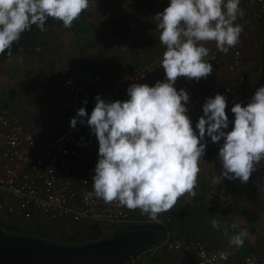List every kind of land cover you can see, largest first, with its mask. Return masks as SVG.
Instances as JSON below:
<instances>
[{
  "label": "clouds",
  "instance_id": "1",
  "mask_svg": "<svg viewBox=\"0 0 264 264\" xmlns=\"http://www.w3.org/2000/svg\"><path fill=\"white\" fill-rule=\"evenodd\" d=\"M239 5L240 0H170L154 16L166 49L160 65L164 81L153 86L134 82L124 101L109 102L97 95L90 116L84 107L77 110L70 125L75 128L78 118L86 122L99 145L89 196L139 209L151 222L162 223L160 214L171 211L180 197L196 195L205 135L213 143L223 138L219 176L244 184L250 180L264 161V86L246 105L232 106L230 131H225L229 126L225 96L207 98L195 126L199 135L187 115L188 92L174 87L180 77L198 82L212 73V64L204 59L210 51L205 44L215 42L217 50L227 54L239 43L243 25L236 21L244 15ZM89 7L90 0H0V54L10 58L13 44L33 25L45 31L51 18L70 28ZM211 224L219 227L216 219ZM246 236L241 230L229 242L242 247ZM219 258L226 260L227 253L220 252Z\"/></svg>",
  "mask_w": 264,
  "mask_h": 264
},
{
  "label": "crops",
  "instance_id": "2",
  "mask_svg": "<svg viewBox=\"0 0 264 264\" xmlns=\"http://www.w3.org/2000/svg\"><path fill=\"white\" fill-rule=\"evenodd\" d=\"M122 1L127 5L130 3L133 10L131 9L129 12L124 10L126 13L113 14V17L111 16L112 18L109 19L108 9L114 1L90 0V11L97 10L99 12L94 14L99 23H102L99 26L93 25L91 22L93 18L89 19V13L81 15L70 28H65L59 20L52 19V21L49 18L44 25L45 31H40L37 27L39 39L36 40L33 47L26 50L21 48L17 53L11 54L10 58L8 56L0 58V87L2 88L9 83V85L12 84V88L2 89L3 93H7V95L3 97L6 102L0 105V108H8L9 113L5 116L4 121L0 120V130H9L8 124L13 123L14 120L22 122L27 129H37L40 139L46 134L53 136L64 129L62 124L58 122L49 123L52 116L69 115L70 111L68 101L60 96L62 78L50 80L40 77L42 73L48 70L66 63H79L105 75L108 84H118L120 78L130 73L135 66L149 63L157 54L166 50L159 41L160 33L156 28L157 22L154 18L157 12L153 6L144 0ZM152 1L158 4L162 0ZM104 12L107 14L104 15ZM253 21L257 27L249 29V27L243 26L240 41L236 45L242 49L244 54L245 62L241 71L250 79L248 83L238 84L237 74L229 68L232 56L231 48L227 54L220 53L219 62L212 66L213 71L207 77L209 79L219 78L230 84H235L236 89L244 99L243 102L226 99L225 111L229 118V129H225V131H230L233 127L232 106L235 103L246 105L256 90L264 86V20L253 19ZM94 22L97 21L94 20ZM49 35L54 37L52 47H48L49 43L46 44L44 41ZM68 36L70 39H67ZM256 43L258 46H255ZM214 46L215 42H212L206 47L210 50ZM54 61L57 63L52 66ZM10 68L11 71H9ZM16 69H19V73L23 75L21 79L11 83V73H15ZM147 81L152 82L151 78ZM153 83L155 84L152 82L150 85L153 86ZM128 86L129 84H127L121 101L128 99ZM189 88V100L192 103H200L206 92L205 89L200 88L196 81H190ZM96 95L97 88L87 85L84 97V101L86 100L87 103L85 104L83 101V107L86 111L90 110V103ZM186 107L193 129L199 135V130L195 126L203 115V110H191L189 102H187ZM201 142L206 143V150L199 162L200 172L195 188L196 195L194 197L188 194L182 196L192 197L195 200H193L192 205H188L186 201H177L172 210L167 211L173 220L172 232L176 236L200 240L208 248L215 249L219 253H227V259H221L219 264H236L240 256L253 252L255 245L257 249L254 252L264 258V243L258 248L259 245L256 240L250 238L249 229H246L249 235L246 238L247 241L244 239L243 246L236 247L230 244V238H226V229L222 226L225 222L230 224L235 232L234 235H236L242 230L237 220L243 219V223L240 224H248L250 218L248 213H255L259 211V207H264V161L257 165V170L252 173L246 184L241 183L239 179L222 178L219 176L222 165L218 159V151L223 143V138L220 142L213 143L211 138L205 135ZM37 149L38 147L34 148L33 151ZM2 195L5 196V194ZM2 195L0 198L3 197ZM213 197L216 198L211 200ZM8 201L14 202V199L8 197ZM14 216L0 211V228L4 230L3 224L10 228L17 226L20 228L21 225L15 222ZM17 217L18 220L27 218ZM27 219L34 223V226L22 227L26 228V231L41 229L45 232L47 229H45L44 222L46 226H49L46 216L39 212ZM212 219L219 222L218 228L212 226ZM233 221H235L236 227H233ZM69 223L74 222L59 221L56 227L67 226ZM76 224L87 225L85 223ZM99 226L103 234H113L116 231L107 222H102ZM56 227L50 225L49 229L53 231ZM249 227L254 230L255 222L251 220ZM158 257V260H165L167 263H169V259H172L177 260L179 264H197L185 253L169 251L167 248L161 250ZM143 264H152V262L147 261L145 263L144 261Z\"/></svg>",
  "mask_w": 264,
  "mask_h": 264
},
{
  "label": "built area",
  "instance_id": "3",
  "mask_svg": "<svg viewBox=\"0 0 264 264\" xmlns=\"http://www.w3.org/2000/svg\"><path fill=\"white\" fill-rule=\"evenodd\" d=\"M144 1L151 4L157 13L163 12L170 3V0H162L158 4L152 0ZM239 6L244 15L238 17L236 23L254 29L257 24L253 19L264 20V0H240ZM211 44L212 42H209L205 46ZM255 46H258L257 43ZM231 49L229 68L237 74L238 84H246L250 79L241 71L245 62L243 51L238 46ZM163 53L157 54L147 64L135 66L130 73L120 78L118 84H108L105 75L79 63H66L42 73V78H62L60 96L68 101L70 114L52 116L49 123L58 122L64 129L53 136L46 134L42 139L39 138L37 129H27L19 120L9 123V130H0V195L5 194L0 198V211L27 218L39 212L46 216L51 226H56L59 221L64 220L97 226L107 222L118 230L154 223L141 211L119 207L116 202L105 203L94 194L88 195L93 192L94 170L99 158L98 140L86 122L81 123L78 118L73 128L70 120L76 117L77 110L83 107L87 85L96 87L97 95L111 102L122 100L127 84L137 82L151 86L152 82L163 81L165 72L160 66ZM220 53L215 45L210 48L209 56L205 60L213 66L219 62ZM149 78L152 82L147 81ZM190 81L196 80L180 77L174 87L177 91L183 88L189 94ZM197 84L206 92L200 103L188 101L193 111L203 110L206 99L214 97L217 93L228 100L244 101L235 84L219 78H202ZM95 98L87 111L89 116L96 104ZM8 113V108H0V120L4 121ZM36 147L38 149L33 151ZM8 197L13 198L14 202H9ZM158 225L166 229L165 238L159 243L155 242L131 253L126 264H143L146 258L157 260L161 250L166 248L169 251L185 253L197 264L220 263L217 250L208 248L200 240L176 236L163 221ZM156 264L179 263L173 260L169 263L157 261ZM236 264H264V258L253 251L240 256Z\"/></svg>",
  "mask_w": 264,
  "mask_h": 264
},
{
  "label": "water",
  "instance_id": "4",
  "mask_svg": "<svg viewBox=\"0 0 264 264\" xmlns=\"http://www.w3.org/2000/svg\"><path fill=\"white\" fill-rule=\"evenodd\" d=\"M156 240L157 231L152 227L129 229L79 245L60 244L0 228V264H123L131 253Z\"/></svg>",
  "mask_w": 264,
  "mask_h": 264
},
{
  "label": "rangeland",
  "instance_id": "5",
  "mask_svg": "<svg viewBox=\"0 0 264 264\" xmlns=\"http://www.w3.org/2000/svg\"><path fill=\"white\" fill-rule=\"evenodd\" d=\"M112 1H114V2L112 3L110 9H108V11H109V19H111L113 17V14L126 13V12H129L132 9L130 3H129V5H127V4H124L122 0H112ZM90 9H91V7H89L86 11H84L81 15L83 16L84 14L89 13V19L93 18V20H91L93 25H96V26L101 25L102 23L101 22L99 23L98 18L96 16H94V14H98L99 12L97 10L96 11H90ZM124 10L126 12H124ZM106 14L107 13L104 12V15H106ZM94 20H96L97 22H94ZM49 36H47L45 38L46 40H44V41L46 42V44L49 43L48 47L49 46L52 47V45L54 44V41H53L54 37H52V35L50 37ZM42 39H43V37L41 38V41H42ZM67 39H70V36H68ZM71 39L73 40L74 38H71ZM82 41H84V40H82ZM56 63H57V61H54V64L52 66L56 65ZM9 71H11V68L9 69ZM19 72H20V70L16 69L15 73H13V72L11 73V75H12L11 83H13L14 80L21 79V76L23 74L19 73ZM24 72H25V74H27L26 71H24ZM8 85L2 86V88L0 87V95H1L0 96V105H2L3 103L6 102L3 99V97H6L7 93L6 94L3 93V90L12 88V84L9 85V86ZM227 129H229V128H227ZM215 198L216 197H213V198H211V200H214ZM193 200H195V198H192V197H180L178 199V201H186V203L188 205L189 204L192 205L193 204ZM134 211L135 212H140L139 209H136ZM6 214H8V213H6ZM9 215H11V214H9ZM248 215L250 216L249 223L248 224L244 223L243 225L240 224V223H243V219H242V220H239V221L237 220L238 225L241 226L242 230L249 229L250 238L252 240H256V243H258V245H259L258 248H260L262 246V244L264 243V207H262V208L259 207V211H256L255 213H248ZM16 217L17 216H14L13 219H15V222H18L21 225V227L18 228V226H17L15 228H10L6 224H3V227H4L5 231L10 232V233H11V231H14V232L17 231V232H19L17 234H20V235H30V236H36V237H41V238L53 239L54 241H56V242H58L60 244H63V243L68 244V242H72L74 244H78L79 245L81 242L94 241V239H96L95 236L93 235V232H92V230L90 228V225L80 226V224L77 225L76 223H69L67 226H58V228L55 226L56 229H53V231H52V230L49 229L50 225L46 226L45 222H44L45 229H47L45 232L43 230H41V229L38 230V231H35V230L26 231V228H22V227H24V226H34V223H31V221L28 220L27 218H21L20 220H18V217L17 218ZM159 218L163 222H165V224H167L169 226V228L171 229V226L173 225V220H172L171 215L168 212H164V213L160 214ZM246 219H248V218H246ZM234 220H235V218H234ZM251 220L255 222L254 230L251 229V227H249V225L251 224ZM233 222H234V225H235L236 224L235 221H233ZM222 226L226 229V231H225L226 234H227L226 238H231L232 236H234L235 232L230 227V224H228V223L226 224V222H225V224H223ZM115 230H117V229H115ZM26 232H28V233H26ZM103 235H107V234H103ZM111 235L112 234H108V237L111 236ZM248 237H249V235L247 234V236L244 238L245 241H247L246 238H248ZM260 240H263V241L260 242ZM256 249H257V247L255 245L253 251H256ZM144 258H146V257H144ZM158 259H159V257L157 258V260H155V258L154 259L146 258L144 261H145V263L147 261L150 262V263L152 262V264L153 263L156 264L157 261H160V262H163V263H167V261H165V260H158ZM171 260L172 259H169V262Z\"/></svg>",
  "mask_w": 264,
  "mask_h": 264
},
{
  "label": "trees",
  "instance_id": "6",
  "mask_svg": "<svg viewBox=\"0 0 264 264\" xmlns=\"http://www.w3.org/2000/svg\"><path fill=\"white\" fill-rule=\"evenodd\" d=\"M38 38H39V30L37 29V26L33 25L30 31H26L22 34L21 39L19 40L18 43L13 44L12 49H11V53L12 54L17 53L21 48L23 50H26V49H29L30 47H33ZM7 56H8L7 53L0 54V58H2V57L4 58ZM151 227L156 229V231H157L156 243L161 242L165 238L166 229L163 226H160V225L155 224V223L132 226V227L127 228V229H118L109 237H112V236L116 235L117 233H120V232L125 231V230H129V229H145V228H151ZM90 228L93 232V235L96 238V239H94V241H99V240H102V239L108 237V235H103V233L100 229V226L90 225ZM11 233L17 234L19 232L11 231ZM88 242H92V241H85V242H81L80 244H85ZM63 244H66V243H63ZM68 244H74V243L68 242ZM137 251H134V252H137ZM127 259H128V257L126 258V260L124 261L123 264H126Z\"/></svg>",
  "mask_w": 264,
  "mask_h": 264
}]
</instances>
